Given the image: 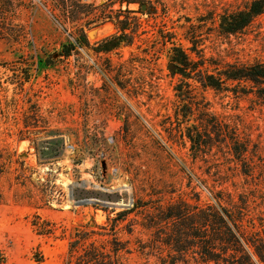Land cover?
Masks as SVG:
<instances>
[{
    "label": "rangeland",
    "instance_id": "obj_1",
    "mask_svg": "<svg viewBox=\"0 0 264 264\" xmlns=\"http://www.w3.org/2000/svg\"><path fill=\"white\" fill-rule=\"evenodd\" d=\"M249 1L0 0V150L25 163L0 177V264H64L74 227L107 226L151 193L205 206L215 202L213 186L224 188V204L231 206L229 193L247 202L245 223L263 234L264 98L193 77L185 84L249 140L254 177L242 174L227 146L193 160L188 142L173 143L182 135L175 88L183 79L173 46L192 62L197 50L209 73L216 63L264 60V14L237 34L219 31L220 16ZM120 34L117 48L100 49ZM70 44L71 54L60 55ZM145 213L118 226L129 240L127 264H161L139 249L150 237ZM36 215L54 233L40 234ZM180 264L210 263L190 257Z\"/></svg>",
    "mask_w": 264,
    "mask_h": 264
},
{
    "label": "trees",
    "instance_id": "obj_2",
    "mask_svg": "<svg viewBox=\"0 0 264 264\" xmlns=\"http://www.w3.org/2000/svg\"><path fill=\"white\" fill-rule=\"evenodd\" d=\"M262 14L264 0H250L244 7L225 11L220 16L219 31L225 35L237 34ZM124 37L123 34L112 36L101 43L100 49L110 51L117 48L124 42ZM73 47V44L65 45L60 55L69 56ZM172 52L183 76L175 88L179 98L176 113L182 115L179 119L182 135L173 143L188 142L193 160L205 159L215 147L227 146L233 159L241 165L242 174L254 177L255 172L249 166L252 152L249 140L219 119L210 110L209 102L194 100L193 93L185 89V84L193 77L204 87L243 94L254 92L264 98V60L224 65L216 63L213 64L215 71L209 73L202 69L205 60L197 50L199 58L193 62L176 46H173ZM53 142L62 145L63 138ZM14 155L13 152L0 150V177L10 172L14 163L24 168V161L15 159ZM217 187L213 186L211 190L215 202L205 206L193 204L188 198L164 202L161 194L151 193L143 203L138 199L133 208L109 218L107 226L95 220L79 224L70 233L64 264H127L125 256L130 251L129 240L119 235L118 226L131 213L141 210L146 211L142 226L150 237L148 242H140L139 249L142 252L149 249L147 254L158 255L161 264H180L190 257L210 264H264V230L261 234L257 228L255 230V224L246 225L250 212L247 202L239 205L229 193L231 206L225 205L223 201H228L224 195L226 189L218 190ZM36 217L34 225L40 234L54 233L55 228L49 221H38L41 217ZM133 231L130 230V233ZM4 260V254L0 252V263Z\"/></svg>",
    "mask_w": 264,
    "mask_h": 264
},
{
    "label": "water",
    "instance_id": "obj_3",
    "mask_svg": "<svg viewBox=\"0 0 264 264\" xmlns=\"http://www.w3.org/2000/svg\"><path fill=\"white\" fill-rule=\"evenodd\" d=\"M146 8V5L145 4H143L142 5V9H145ZM97 29V28H96ZM96 29H94V30H92V31H90L89 32V35H90V33H93V32H95L96 31ZM177 66L175 65V64H170V68H172V69H175Z\"/></svg>",
    "mask_w": 264,
    "mask_h": 264
},
{
    "label": "flooded vegetation",
    "instance_id": "obj_4",
    "mask_svg": "<svg viewBox=\"0 0 264 264\" xmlns=\"http://www.w3.org/2000/svg\"><path fill=\"white\" fill-rule=\"evenodd\" d=\"M115 49V48H114Z\"/></svg>",
    "mask_w": 264,
    "mask_h": 264
}]
</instances>
